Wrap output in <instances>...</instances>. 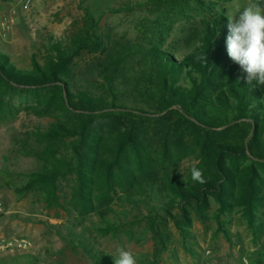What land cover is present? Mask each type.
<instances>
[{"label":"trees","instance_id":"1","mask_svg":"<svg viewBox=\"0 0 264 264\" xmlns=\"http://www.w3.org/2000/svg\"><path fill=\"white\" fill-rule=\"evenodd\" d=\"M149 2L203 13L211 4ZM97 28L86 14L67 49L53 45L44 65L35 59L28 71L0 51V107L22 90L38 103L36 114L54 120L35 132L41 148L33 154L43 170L19 190L61 207L59 183L73 179L72 208L83 218L95 216L104 231L113 228L114 197L133 207L145 203L159 254L167 247V225L186 234L192 212L205 216L211 200L220 215L239 212L255 233L264 232V87L248 84L228 57L227 18L213 16L199 45L181 59L158 45L112 46ZM82 53L99 55L96 81L84 88L72 71ZM189 158L205 184L181 174ZM77 244L94 263L114 264L108 254ZM255 256L264 264L263 251Z\"/></svg>","mask_w":264,"mask_h":264},{"label":"rangeland","instance_id":"2","mask_svg":"<svg viewBox=\"0 0 264 264\" xmlns=\"http://www.w3.org/2000/svg\"><path fill=\"white\" fill-rule=\"evenodd\" d=\"M206 1L210 8L203 13L149 0H0V51L19 70H31L35 59L44 65L55 52L53 45L67 49L91 14L112 46L158 45L181 59L199 45L213 16L226 17L237 3H245ZM98 57L82 53L75 60L77 86L96 81ZM37 104L32 93L15 90L0 107V241L26 238L32 243L27 250L2 252L0 264H96L80 241L94 254H108L113 260L117 248H126L137 264H244L245 259L259 264L255 253L264 252V232L255 233L239 212L220 215L213 200L205 216L192 212L186 234L170 222L164 231L166 250L159 254L145 203L133 207L114 197L113 228L104 231L95 216L83 218L72 208L73 179L59 183L61 207L49 206L38 192L20 191L33 173L43 170L44 163L33 154L41 148L35 132L54 121L36 114ZM193 164L191 158L184 160L181 174H188Z\"/></svg>","mask_w":264,"mask_h":264},{"label":"clouds","instance_id":"3","mask_svg":"<svg viewBox=\"0 0 264 264\" xmlns=\"http://www.w3.org/2000/svg\"><path fill=\"white\" fill-rule=\"evenodd\" d=\"M228 35L226 47L228 57L246 74L248 84L255 82L264 87V0H245L237 3L232 12L226 14ZM191 179L205 184L201 169L193 164ZM114 264H137L132 251L117 248ZM248 264V260H244Z\"/></svg>","mask_w":264,"mask_h":264},{"label":"built area","instance_id":"4","mask_svg":"<svg viewBox=\"0 0 264 264\" xmlns=\"http://www.w3.org/2000/svg\"><path fill=\"white\" fill-rule=\"evenodd\" d=\"M3 208L0 206V215L3 213ZM32 243L26 238H16L10 240L0 241V254L9 250H27L31 247Z\"/></svg>","mask_w":264,"mask_h":264}]
</instances>
